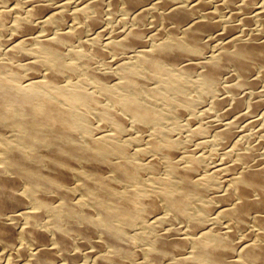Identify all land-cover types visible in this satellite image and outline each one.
<instances>
[{"label": "bare ground", "instance_id": "6f19581e", "mask_svg": "<svg viewBox=\"0 0 264 264\" xmlns=\"http://www.w3.org/2000/svg\"><path fill=\"white\" fill-rule=\"evenodd\" d=\"M12 1H0V33L20 23L35 48L0 47V256L14 254L3 263L139 264L133 245L147 238L143 264H264V152L239 135L256 113L264 143V102L241 95L264 82V0ZM210 95L233 112L214 142L236 153L213 168L189 150L191 135L170 136L180 123L163 122ZM94 117L114 133H94ZM142 154L155 172L145 181L171 185L137 184Z\"/></svg>", "mask_w": 264, "mask_h": 264}, {"label": "rangeland", "instance_id": "374dc122", "mask_svg": "<svg viewBox=\"0 0 264 264\" xmlns=\"http://www.w3.org/2000/svg\"><path fill=\"white\" fill-rule=\"evenodd\" d=\"M0 1H3V0H0ZM17 2V3H19V5L20 6H22L24 3V0H13L12 2ZM75 1V0H74ZM5 4V3H4ZM5 5H7V4H5ZM4 8H6V7H4ZM30 7H28V9H27V11H30ZM6 10H7V15L8 16H10V17H12V19L13 18H15L16 17V13H15V11H13V10H11V9H9V8H6ZM26 11V12H27ZM120 14V15H119ZM123 16V14H121L120 12L117 14V16H116V19L115 20H117V21H115L114 20V18L112 19V20H110V22L107 24V26L108 27H110V28H115L116 29V27H117V25L119 26V24L117 23V22H119V20H120V17H122ZM119 19V20H118ZM113 21V23H111ZM116 22V24H115V22ZM9 24V23H8ZM11 24V23H10ZM9 24V25H10ZM111 24V25H110ZM8 25V27L6 28V30L4 29V31H1V32H3V33H0V47L2 48L3 46H4V44H7V43H9L10 41H17V42H21V44H22V46L27 50V51H32L33 50V48H35V46L33 45V44H31L30 42L28 43L27 41H24L26 38H28V34H27V32L25 33L24 32V28H23V25L22 24H20V23H15L12 27H10ZM79 25H82V24H79ZM78 24H77V26H79ZM11 28V29H10ZM109 28V29H110ZM118 29V28H117ZM13 30V31H12ZM5 32V33H4ZM85 33H87L86 31H84V33L83 34H85ZM13 35V36H12ZM3 40V41H2ZM22 40V41H21ZM12 41V42H13ZM74 46H77L76 44H73ZM44 51V49H42V50H39V52L38 53H40V55H43V52ZM42 52V53H41ZM111 58V57H110ZM231 74V72H229V74L228 75H230ZM11 75L13 76V73H11ZM225 76H227V75H225ZM233 77V75L231 74L230 76H227V78L226 77H224V79H223V81L221 80V82H220V84H221V87L223 86V84L225 85L226 83H227V81L228 80H231V79H233L232 78ZM16 78L17 79H19L21 82H24V81H26L27 79L26 78H28V76L27 75H21V76H18V74L16 73ZM230 78V79H229ZM29 79V78H28ZM263 81H259V83L261 84H256L255 86H253L254 88L252 89V88H250V89H245V90H243L242 92H241V95L242 96H244V97H253V98H259V99H261L262 100V103L264 102V82L262 83ZM223 83V84H222ZM220 84H218V86H220ZM221 87H219V89H222L223 90V88H221ZM86 89H87V87H85ZM222 90H218V91H215L214 93V96H216L217 95V97H224V96H227L228 95V93H227V91H226V89H224V94L222 95L221 94V92L223 93V91ZM258 90H259V92H258ZM245 91V92H244ZM217 92H218V94H217ZM250 92H253V94H250ZM255 92H256V94H255ZM247 93V94H246ZM261 94V96H260V94ZM213 95V94H212ZM212 95H210V96H205V97H203L202 99H195L194 100V107H193V112L191 111V112H188L189 114H187L186 113V115H184L183 117H177V116H174L173 114H168V115H166V117L164 118V120H163V122H165L166 124H171L172 122H170V121H175V122H178V123H180V127H175L174 129H173V131L170 133V136L171 137H175V138H184V139H188L187 137H189L190 135H191V137H190V141H189V143H190V145L188 146V147H190L191 145V148H189V150L191 149L192 150V152H194L193 150H195V154L196 155H198V156H202L203 158H204V162H203V166H207V167H214V166H216V165H218V164H220L222 161H223V159L224 158H226V159H224L226 162H227V165L229 164L230 165V163H232L233 162V159H234V157H235V151H233L232 149H226V150H223V149H221V147L219 146V145H217V144H215L216 142H214V140H215V136H214V133L217 131V129L219 128L220 129V124L222 123H224V121H226V119H228V117H231V115H232V113H230L229 111L227 112L226 110H227V108L230 106V104H228L229 103V100L228 101H223V103L222 104H224V105H221V109L222 108H225L224 109V111L222 112L221 111V109L219 110L218 108H213L212 106H209V105H212V104H210V101L212 100V98H213V96ZM220 95V96H219ZM255 96V97H254ZM211 97V98H210ZM207 98H209V99H207ZM225 100H227V99H225ZM227 102V104H225ZM101 105H96V106H94V108H95V110H98V111H106V108H103V106H101ZM264 106V103H263V105H262V107ZM244 107H247V105L246 104H244ZM243 106H242V111H241V109H239L238 111V113H244V112H246V110H247V108H244ZM210 109H212V111H210ZM210 111L209 113H207V111H206V113L204 112V111ZM219 111V112H217V111ZM214 111V112H213ZM204 112V113H203ZM211 112L214 114H211ZM222 114H221V113ZM76 113H77V115L80 113V110L78 109V111H76ZM231 114V115H230ZM256 113H251L250 114V117H249V115H248V117H249V121L251 122V123H249V124H251L250 126H248L247 128H246V126L244 127V129H245V131H244V129H243V126L242 125H244L245 123H247V121L245 122H242V123H240L241 121H243V120H240V122H238V125H237V127H239V128H237L239 131H240V133L241 132H243V133H241V134H239V135H243L241 138H242V140H243V142H244V144H243V147L245 148H247V147H249V146H252V145H255V146H257L256 148L258 149V152L260 153H262V152H264V143H262V141H261V138L259 137L260 135H262L261 133V124H262V121L260 120V122L258 121L259 119H257V117H258V115H255ZM251 115L253 116V117H251ZM254 115H255V117H254ZM188 116V117H187ZM191 117H194L195 118V120H194V118L192 119ZM188 118H189V122H188ZM218 118V119H217ZM185 120V121H183V120ZM191 119V120H190ZM221 119H223V120H221ZM231 119V118H230ZM253 119V120H252ZM255 119V120H254ZM97 121V118L96 117H94L93 119H91V126L94 128V133H103V131H104V133L103 134H110L109 132H111V133H114L113 132V130H111V127H112V125H110V126H106V127H101L102 126V123H100L99 121ZM182 120V121H181ZM179 121H181V122H179ZM191 121V122H190ZM210 121V124L208 123ZM254 121V122H253ZM185 122V123H184ZM218 122V123H217ZM258 122H259V124H258ZM94 123H95V125H94ZM98 123V124H97ZM126 123V125L128 124L127 122H125ZM184 123V125L186 126L185 128H187V129H185L184 128V126L182 125ZM255 123H256V125H255ZM97 124V125H96ZM212 124V128H211V125ZM221 124V125H222ZM214 125V126H213ZM220 126V127H219ZM196 127H197V131L196 132H194V129H196ZM256 127V128H255ZM113 128V127H112ZM127 128V127H126ZM128 129V128H127ZM185 129V130H184ZM243 129V130H242ZM106 130V131H105ZM215 130V131H214ZM242 130V131H241ZM246 130H247V135H246ZM249 130V131H248ZM257 130V131H256ZM108 131V132H107ZM177 131V132H176ZM251 131V132H250ZM106 132V133H105ZM249 132H250V138H251V140H250V138H249ZM126 133V132H125ZM178 133V134H177ZM256 134V133H259V134H256V138L254 137V135L252 136V134ZM123 135V134H122ZM120 136L118 139H121V137H123V136ZM259 135V136H258ZM178 136V137H177ZM245 136H246V138H245ZM259 138H258V137ZM248 137V138H247ZM130 138H132V136L130 137ZM245 139H246V141L248 142V143H246L245 144ZM249 139V140H248ZM253 140H255V142L253 141ZM258 140V141H257ZM194 141V142H193ZM260 142V143H259ZM142 143H143V140H136L135 142H133V144L132 145H130V147H128L129 149H133V150H135L136 148H138V149H140V148H142ZM200 143V144H199ZM140 145V146H139ZM260 145V146H259ZM198 146V147H197ZM200 147V148H199ZM220 149H219V148ZM193 148V149H192ZM259 148H260V150H259ZM199 149V150H198ZM218 149V150H217ZM262 150V151H261ZM198 151V152H197ZM229 151V152H228ZM206 152V153H205ZM222 152V153H221ZM208 153V154H207ZM221 153V154H220ZM226 153V154H225ZM228 153L231 155V156H228ZM205 154V155H204ZM204 155V156H203ZM207 155V156H206ZM227 155V156H226ZM233 156V157H232ZM140 158H138L139 160H138V162L136 163V165H135V168L137 169V171H136V175H135V178L137 179V176H138V179H137V184H139V185H144L143 183H146V185H144L143 187H141V188H144V191H147V192H149V190H156L157 189V187H158V185H157V182L158 183H161L162 185H164L165 187L166 186H168V185H171V182H169V181H165L164 179H163V177L162 176H158V178H156V181H151V180H148L147 182L145 181V178H148V177H150V175H153V170L152 169H150L149 168V166H148V163H147V161H144V157H146V155L144 156V154H142L141 156H139ZM207 157H208V159H207ZM229 157H230V160H228L229 159ZM232 157V158H231ZM142 158V159H141ZM206 158V159H205ZM210 158H211V160H210ZM222 159V160H221ZM217 160V161H216ZM206 161V162H205ZM208 161V162H207ZM220 162V163H219ZM215 164V165H214ZM212 167V168H213ZM155 173V172H154ZM227 174H229V172H226V173H223L222 174V177H221V175H220V177L219 176H217V178L215 177V180L213 181V183L214 184H211L210 186H209V194H211V195H208L206 198H204L205 200H200L201 202H200V207L203 209V210H205V211H210V207H211V202H209V200L211 199H209V197H211L212 195L214 196L216 193H219V192H221L222 191V189H223V187L222 186H224V183H223V177L224 176H226ZM222 178V179H219V178ZM218 184L220 185V186H218ZM133 189H135V190H137L138 188L136 187V188H133ZM220 189V190H219ZM213 191H215V192H213ZM145 197V194L143 193H141V194H138V197H136V200L135 201H138V202H136V208L139 210V211H144V210H147L148 209V201H147V199L146 198H144ZM212 200V199H211ZM147 242H148V239L147 238H143V239H139V240H137L136 241V243L133 245V248H134V250H135V253H134V260H135V262H139V264H143V262H144V253L142 252V249H143V247L145 246V244H147ZM144 245V246H143ZM1 249H0V253H2V247H0ZM83 250L85 249V250H87V248H82ZM81 249V250H82ZM88 250H89V248H88ZM87 250V251H88ZM7 252V251H6ZM7 253H8V255H7ZM6 254H4V255H2V256H0V264H4L3 262H5V260H6V258L8 257V256H14V254L13 253H11V252H7ZM7 256V257H6ZM5 258V259H4ZM17 258H19V259H17ZM16 261H17V263L19 264V263H23L24 261H25V259L23 258V256H21V255H19V256H16Z\"/></svg>", "mask_w": 264, "mask_h": 264}]
</instances>
